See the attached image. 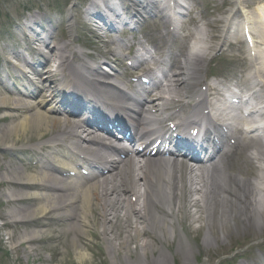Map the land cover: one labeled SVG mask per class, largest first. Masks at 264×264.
<instances>
[{"label":"bare ground","instance_id":"bare-ground-1","mask_svg":"<svg viewBox=\"0 0 264 264\" xmlns=\"http://www.w3.org/2000/svg\"><path fill=\"white\" fill-rule=\"evenodd\" d=\"M86 1L87 5H85L83 9L79 10L80 14L77 13L76 9L75 11H72V14L75 12L79 15L78 17L72 15L71 13L66 14L65 12H62L61 18L54 21L56 23H59L60 21L71 22L66 25L67 30H69V39L72 38L73 31L75 29H81V27L85 28L87 32L91 34L89 26L86 24V22L92 26L95 18H99L104 22H110L111 19L107 16L106 9L119 11L124 9L125 5L130 6V3L132 5L138 0ZM230 4L234 6H241L245 4V1L233 0L230 2ZM136 6L141 7V4L136 3ZM241 9L243 10V19H245L244 25H246L247 28L248 26L250 28L251 34L249 33V35L253 43L250 46L251 50H259L258 45L256 44L257 41H255L254 38L259 37L264 45V4L263 6H260V9L257 11L258 21H255L256 18L254 16H249L248 12L244 11V7H241ZM145 12H150L152 18L156 17L152 15V11ZM93 14L98 15L94 16ZM235 14V10L231 9L229 11L227 17L224 19V26L222 27L218 36L214 35V30L216 27H211L212 34L208 36L206 41L204 39L202 40V44L206 46V53L209 52V45L210 48H213L215 43L219 41L220 38L222 39L226 36L229 29L227 26H230V19L233 18ZM24 15L27 17L24 18ZM53 20L54 18L50 15V13L45 15L43 12L34 9L31 3L25 2V7L20 13V18L17 17V21H12V23L14 28L20 27L19 31L15 34H21V29L26 32V34H21V39L25 41L26 47L30 51L19 53L15 50H10V53H7L8 58L2 56L4 70L8 67H14L13 71L17 74L19 81H26V83L30 79H34L33 76H35L40 83V86L36 85V83L35 86L40 92L39 94L42 95L41 98H44L43 92L45 91L50 92L52 97L51 100L56 98V90L54 88L51 89L48 85V82L46 81L50 76L48 78L49 82L51 84L54 83L62 86V88L67 93H75L77 88L79 89V86L84 84V86H89V89H91L96 99L113 102V105L121 106L119 103L112 100H104L107 97V92L100 88L97 84L88 80L91 75L97 74L98 67L95 66L94 63L87 62L86 64L77 65L74 64L73 61L67 60V56H63L69 50L68 46L71 47L72 44L69 42H65L66 44H61L58 40L59 38L54 40L52 38V33H50L49 30H46L48 40L45 38H39L36 34H34V31H36V29H38L40 26L46 23H52ZM219 22L220 21L217 20L215 23ZM111 27L112 26L109 28ZM164 28L166 29L165 26ZM194 29L196 28L194 27ZM11 32L13 31H10V33ZM43 32L44 30L41 29L39 34H42ZM108 32L110 33V31ZM9 37V35H5L4 37L0 36V39H7ZM190 37V34H185L180 38L179 42H185ZM168 39H173L171 32L165 33L163 40L160 43L161 46H164ZM48 43L50 44V47H48ZM79 45H81V43ZM42 50L45 51V57L44 54H39V51ZM152 50L155 51L156 55H151L150 52H146L143 58H139L138 55H133L131 59L133 62H141V64L138 66H153V63L161 62L165 64L167 61L172 62L175 58H178V60H176L173 65V67L178 71L177 75H173V77L176 79L168 81L169 85L167 86L165 81L167 74H165V71L162 76L164 80V87L162 89L166 88L167 86L163 92H168L170 95L169 99L167 101H163L160 105H153L150 107L152 108L153 113L161 114L162 112L170 109L172 106H181L182 100H186L184 98L191 97L196 94V86L191 87V85L188 83V80H190L192 75H196L194 72H202L205 60L204 58H199L200 60L202 59V68H200V66L195 64V60L192 61L188 58V55L186 56L187 50L182 44H179L178 53L172 51L165 52L163 48L159 46ZM101 54L102 53H99V55ZM260 54L261 56H259V59L254 62L256 67L255 69L259 73V78L262 83V87L264 88V49ZM109 55H112V53H109ZM39 56H43L47 65L53 63L54 61L57 63L54 64V67L52 66L57 71L56 75L51 76L53 74L52 68L47 69L46 73L48 74V77L44 79L40 76L39 71H36L32 68L31 65L35 60V57ZM77 56L78 55H75L74 58ZM116 56L119 58L117 61L120 62L122 56L117 54ZM241 62L244 63V60L241 59ZM138 66L136 68H138ZM50 67L51 66H49V68ZM44 68H47V66ZM58 68L61 69L58 70ZM238 69L239 66L237 65L233 67L234 72ZM64 72H66V74H64ZM115 80H117L116 83H119L117 76H115ZM122 83L123 81L120 80V84ZM28 84L31 86L30 83ZM240 85H242L244 88H247L248 90H253L251 82L247 79L243 83H240ZM127 86H129V84H127ZM111 90L113 91V95L116 96V89L112 88ZM173 94H175V97ZM217 95L218 92L215 87L207 86L206 92L201 93L202 98L197 101L196 105L203 106L209 100L208 97H215ZM33 96H35V93L26 88L14 89L4 85L1 87L0 113L5 114L0 116V123L3 121H10L11 123L4 126L0 125V147L3 145L16 146L24 142L25 140L16 136L18 131L36 134L40 130L47 129L46 132H48L46 124L50 123V129L53 131L57 130L58 132L51 135L52 138L50 140L39 144L38 149H40L42 152L45 151L46 153L51 154L54 150V146H59L52 144V142L56 140V142H64L70 146L74 145V149H80L87 152L88 148L81 147L79 143L83 142V140L88 137V135L83 137L82 134H91L93 132L82 123L77 124L68 120L60 121L58 118H49L44 113L35 109L38 108V106H34L31 103L33 102ZM75 100L76 98L69 99L67 102L71 105H74L75 108L83 114L84 110L82 109L81 104ZM125 108L128 110V105H126ZM59 109H62V106H60ZM183 109V114L188 119L195 116V108L185 107ZM49 111L53 112L54 114H59V110L54 108L53 111L52 108H49L48 112ZM21 117L22 119L20 121L15 122ZM46 132L38 136L36 139H40L45 136ZM80 135L82 136L81 139ZM12 138L14 140L11 143H7L5 141L1 142L5 139L10 140ZM10 146L9 150L4 151V154H7L8 156L11 154V156L16 159V156L13 153L16 150L10 149ZM117 168L118 173L116 174V178L113 177L109 180L103 181L100 185L96 184L97 187H93L96 190H92L90 187L82 190L84 197L78 191V186L80 184L77 182H67L66 180H59L57 178L53 179L52 177L46 175V172L50 171L47 164L40 163V171H38L35 166L27 167L25 169L26 173L22 176L17 174L16 169L5 168L4 171L6 173L0 180V186L5 188L7 193H2V197L7 199V203L11 202L9 205L15 209L13 216L19 217L18 219L20 220L22 219V228L25 230L37 226L43 229L44 226L42 224V214L44 212H48L49 210L61 211L62 213L59 215V217L64 218V220L82 222L85 226H87L89 222L84 221V218L86 217L85 214H87L84 210H86L85 205H88L92 215V222L96 224L98 223L101 226V233L105 241L109 244L112 242H121V247L125 248L126 250L123 251L129 254L130 246L153 251V247L156 248L157 246L162 247L175 245L180 251H183L186 254L185 256L188 257V254L190 251H192V248L194 249L196 247H201L203 252H209L214 248L219 249L220 246L223 248H231L233 245L245 244L251 240L255 241L257 239V235L260 236L261 234H258V232L255 231L258 229V224H260L259 220H261L258 217L261 215V217L264 218V192H262L264 191V187L261 185H259V189L262 191L251 190L249 187L246 188L245 186V194L234 191L232 196L236 197V200L233 202V204H231V202L228 201L229 198L227 195L230 197L229 191L235 184L236 176L228 177L224 175L222 170L217 166L212 168L210 174L205 175L200 171L199 174L193 178L191 177L192 171L187 167L178 168L175 167L174 164L167 162L153 166L151 161H146L143 166H138L132 158L127 157L120 162L119 166L117 165ZM258 179L260 183L264 182V168H261ZM122 182L129 184L130 187L126 189L133 197L137 199V201H140V197L142 198L141 206L138 208L129 207L127 204L119 201L120 196L118 191L123 186ZM137 182L140 183L137 184ZM239 182L243 183L242 180H239ZM192 183L196 185L195 196L199 199L195 202V205H200L198 209L202 210V215L205 214L207 207L210 209V213H206L207 217L209 216L208 220L203 218L205 222L202 221V229L199 230L200 233L203 232L204 236L200 240H198L200 235L195 236L194 242L190 240L189 244L185 243L184 238L178 237L173 243L172 237L175 234L173 225L177 226L178 222H180V219L176 216H173V214L171 217H169L167 214H164L163 210H179L181 219H186L190 213V208L188 207L193 205V194L192 192H185L184 190H186L187 186ZM31 185L35 187V193L30 194L27 192V194L21 192L22 190L28 189ZM140 186L143 187L142 194H140L138 190ZM48 189L55 191L58 195L49 194ZM29 194L30 200L28 205L26 207L17 206L22 205L24 201L23 198L19 197H26L29 196ZM38 195H42V197L46 199H44L45 203H38L37 206L32 203V201L37 199L36 202H39L41 199L38 197ZM46 195H48V197H46ZM13 196L16 198H13L10 201L9 197ZM238 200H240V203H237ZM122 201L126 200L123 199ZM221 205H233V207H223L220 210L216 208ZM33 206H37V209ZM94 209L98 210L99 219L94 216ZM132 215L135 216L133 217ZM213 216L214 218L212 219ZM131 217L135 218V221H132ZM142 219H144L145 225L139 224L141 223ZM118 221H120L122 227L116 228ZM250 224H254L255 228L249 227ZM90 227L91 230H93L91 225L86 228L89 230ZM198 227H200L199 224ZM86 228L77 231L76 233L84 232ZM154 229L160 234V238L157 237L158 244L152 246L153 244L148 239L142 241L139 239L141 235H145V230L153 231ZM232 230H235V233L232 232ZM211 234H216L218 236L220 235L221 240L215 237H209ZM240 235H242V239H238L236 237ZM35 237L36 236H33L32 232H23L20 237L21 242L18 248L23 251L25 249H30L28 254L31 255L33 252L32 247L34 245H38V243L33 239ZM201 240L205 245L202 244ZM199 241L200 243H198ZM190 245L192 247H190ZM258 245L259 243L256 244V246ZM117 250L120 251L118 248ZM162 255L166 257L165 254ZM163 256L157 255L152 263H148L160 264L164 261L167 263V258H164ZM83 257L84 253H76L77 260L83 261ZM207 258L212 259L211 256H207ZM262 261H264V258ZM258 262L259 261L254 263L251 261L249 264H257Z\"/></svg>","mask_w":264,"mask_h":264},{"label":"rangeland","instance_id":"rangeland-1","mask_svg":"<svg viewBox=\"0 0 264 264\" xmlns=\"http://www.w3.org/2000/svg\"><path fill=\"white\" fill-rule=\"evenodd\" d=\"M27 2H32L35 5V8L43 9L42 12L47 15L49 13L53 12H65L68 14V6L67 2L71 3L73 0H26ZM45 1L52 2L55 5L46 4ZM44 2V3H42ZM24 0H0V36L4 37L5 35H9L10 37L7 39H0L1 43L9 44L10 42L13 43V41H10L12 39V36L9 34L10 31H7L10 28V25L13 26L12 20L10 17H13L14 15L20 18V13L22 12V9L25 7ZM64 9V11H63ZM70 23V22H68ZM63 31V34H67L68 30L66 28V25L62 23L61 30L59 33ZM11 33H17L16 30H13ZM76 36L80 38L81 41L84 42V39L86 37V34L84 33V30L77 29L75 30L73 36ZM66 39H69L66 37ZM15 40V38L13 39ZM71 41L73 42V39L71 38ZM69 42V40H68ZM74 45V43H72ZM235 58V55H231L228 57V61H220V64L223 63L225 67H228L231 69L232 63H230L231 60ZM239 58V57H238ZM241 58V57H240ZM236 66V64H234ZM2 68V66H0ZM48 75V74H46ZM223 76V75H221ZM22 119V117L15 121L18 122ZM6 125V124H5ZM48 131L50 128V123H47ZM4 126V125H3ZM46 130H40L38 133L30 134L28 132L18 131L16 136H18L20 139L27 141H32L33 139L38 138V136L45 133ZM48 133V132H46ZM14 139H5L1 142H7L11 143ZM10 145H3L0 147V150L8 147ZM0 151V180L2 179V176L6 173L4 171V168L9 169L13 168L15 164H17L20 167H23L29 163V158H27V155H22L19 153V158L21 159V163H15L10 160L6 155H3ZM30 154V153H29ZM22 175H24L25 169L22 170ZM5 191L3 188H0V197H2V193ZM6 193V192H5ZM0 202H5V198L1 199ZM38 206V205H37ZM37 209V207H35ZM10 213L9 210L5 211V208L2 207L0 203V217L7 216ZM208 213H210V209L208 207ZM195 221L190 223V230H189V239L188 241L192 240L194 242V237L197 235H200V239L204 236L203 232L200 233L199 231H195L193 229H197L194 227H197L196 224L200 225V229H202V219L208 220L209 216L207 217L206 214L202 215V219L196 221L195 216L193 215ZM214 216L212 217V219ZM261 219V217H260ZM260 224H258V229L255 231L260 234L257 235V239H259L260 243H264V218L262 217V220H259ZM205 222V221H204ZM207 223V221H206ZM213 224V223H212ZM255 224V223H254ZM254 224H250L249 227L255 228ZM3 221L0 220V250L2 253H0V264H146V260L152 262L153 259L157 255H161L160 250L161 247H153L150 251L148 249H138L135 251V253L127 254V252L120 250L119 252L111 251V247L108 245V249H105V244L103 243V240L99 238V234H97L95 231L92 233H88V230L86 227L90 226L87 225L85 228L86 230L81 235V240H78L77 236L75 234H65V232L60 230H54L50 228H46L45 231H38L36 233H33V236H36L35 238L39 237H57L58 235H65V238L63 241H59L53 246L51 245V240H46L43 243L42 247H38L33 249V256L28 254L30 249H25L24 251L17 247L19 243L21 242L20 237L23 234L24 231H18V230H12V229H6L3 228ZM234 226V225H233ZM210 228V227H208ZM232 232L235 233V230H232ZM20 233V234H19ZM28 233V232H26ZM32 235V234H31ZM209 237H215L221 240L220 235L211 234ZM238 239H242V235L236 236ZM10 238V239H9ZM34 239V238H33ZM37 241L36 239H34ZM252 241V240H251ZM251 241H248V243H245L241 248H236L237 245H233L231 248L221 247L219 249H211L209 252H203L201 247H196L191 252H189L188 257L185 256L186 254L183 251H180L179 249L172 246L171 249H166V257H167V264H225L224 259L227 260H238L239 263L242 261V255L248 251V258L250 261H252L257 254L260 252L264 253V244H261L260 247H255L254 249L249 248V250H245L247 245L249 247L253 246L254 244L251 243ZM227 242V240H226ZM200 243V241L198 242ZM120 244V243H119ZM154 244V243H153ZM202 244H204L202 242ZM205 245V244H204ZM154 246V245H152ZM191 246V245H190ZM192 247V246H191ZM133 249V248H132ZM82 252L84 253L83 261H79L76 258V253ZM141 252H144L145 256H140ZM153 252V254L151 253ZM139 254V255H138ZM87 255V256H86ZM26 256V259H25ZM172 256V258H171ZM207 256H211L212 259H208ZM164 257V256H163ZM164 257V258H166ZM145 261H144V260ZM164 264V262L160 263Z\"/></svg>","mask_w":264,"mask_h":264}]
</instances>
